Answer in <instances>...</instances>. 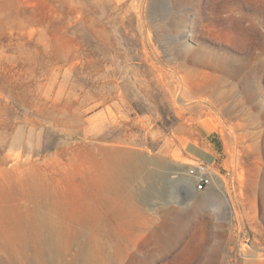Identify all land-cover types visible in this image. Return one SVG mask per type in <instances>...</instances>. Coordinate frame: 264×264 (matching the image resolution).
Segmentation results:
<instances>
[{"label":"rangeland","instance_id":"rangeland-1","mask_svg":"<svg viewBox=\"0 0 264 264\" xmlns=\"http://www.w3.org/2000/svg\"><path fill=\"white\" fill-rule=\"evenodd\" d=\"M145 242L264 264V0H0V264H141Z\"/></svg>","mask_w":264,"mask_h":264},{"label":"bare ground","instance_id":"bare-ground-1","mask_svg":"<svg viewBox=\"0 0 264 264\" xmlns=\"http://www.w3.org/2000/svg\"><path fill=\"white\" fill-rule=\"evenodd\" d=\"M133 160H134V156L131 157L129 156L126 158L123 154H121V152H115V153H109L107 158L102 162L100 182H102V184L105 185L111 191V196L113 197V200H116L121 197V192H119L120 190L119 188L121 185V179L124 177L126 172L125 166L128 164H133ZM127 210L131 212L129 206H127ZM37 219H39L40 223L42 224V232H43V228L44 230L52 229L50 227L49 219L47 218L43 219L42 216H38ZM126 222H128V220H126ZM186 222H187V217L185 214L182 213H177L175 216L169 218L167 220V228L169 229V234H172L173 230L183 229ZM99 228L93 227V232L98 233L100 231ZM95 247L96 249H98L99 244L97 243ZM116 254L121 259L120 251L117 252ZM138 256H139V262L141 264H158V263H153V261L156 258V247L153 246L150 247L146 242L144 247L138 250ZM149 259H152L150 263H149ZM159 260L160 259H157V262H159Z\"/></svg>","mask_w":264,"mask_h":264},{"label":"built area","instance_id":"built-area-1","mask_svg":"<svg viewBox=\"0 0 264 264\" xmlns=\"http://www.w3.org/2000/svg\"><path fill=\"white\" fill-rule=\"evenodd\" d=\"M188 173L193 177L195 191H202L211 179L210 167L203 161H196L190 165Z\"/></svg>","mask_w":264,"mask_h":264},{"label":"crops","instance_id":"crops-1","mask_svg":"<svg viewBox=\"0 0 264 264\" xmlns=\"http://www.w3.org/2000/svg\"><path fill=\"white\" fill-rule=\"evenodd\" d=\"M201 127H202V133L201 134H202V136H203L202 138L204 140V141H201L202 146L208 153L207 157L212 156L214 158L216 155L215 147H214V144L210 141L211 140L210 136L212 135L213 131L209 130L207 126H205V127L201 126ZM193 153H195L194 150H193ZM203 162H205V161H203ZM207 162H208V160L205 163H207Z\"/></svg>","mask_w":264,"mask_h":264}]
</instances>
